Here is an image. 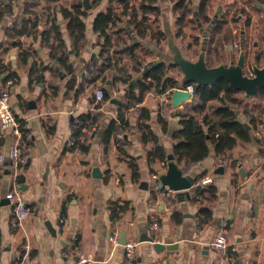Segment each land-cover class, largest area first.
<instances>
[{
    "label": "crops",
    "instance_id": "obj_1",
    "mask_svg": "<svg viewBox=\"0 0 264 264\" xmlns=\"http://www.w3.org/2000/svg\"><path fill=\"white\" fill-rule=\"evenodd\" d=\"M197 1L190 4L191 12L186 17L205 28L209 21L203 20L204 12H197ZM25 2L35 4L31 9L41 11L42 18L35 35L19 36V44L14 45L7 29L21 20ZM70 2L55 0L50 5L70 53L72 70L56 69L57 61L50 48L52 39H41L40 31L49 26L43 22L46 0H15L10 4L4 0L0 45L7 49H0V64L16 73L11 87L12 108L31 133L32 148L26 161L18 166L6 157L0 161V264H68L70 260L62 256V251L72 240L78 253L88 257L86 264H122L123 246L109 240L111 230L120 240H139L134 264H156L158 259L162 264H264V148L254 134L259 130L264 139V92L243 91V102L234 106L251 138H236L235 144L221 155L222 162L215 160L216 153L211 150L187 172L198 180L203 175L211 176V182L205 185L214 187V196L205 192L194 201L188 187L160 199L152 189L151 172L160 176L171 163L181 170L173 157L168 158L173 146L171 133L180 115L194 110L192 98L175 93V87L189 78L197 80L194 66L198 62L193 53L202 37L186 28V23L192 21L177 24L171 0H154L158 11L150 14L151 32L137 36L132 16L126 13L117 27L108 30L111 43L104 45L103 35L92 29L93 19L108 5L117 12L123 5L116 0H100L94 5L90 0H78L87 15L83 19V46L75 56L64 27L66 20L59 12L61 7L69 8ZM133 4L140 17L137 2ZM127 10L132 12L131 8ZM206 10L226 20L216 35H222L227 26L231 30L234 41L219 53L222 59L230 62L235 55L237 61L243 50L245 75L249 69L264 65V0H211ZM211 26L206 45L199 48L205 52V46L211 45L209 51L216 56L209 37ZM198 32L201 33L199 29ZM158 33L162 34L157 37ZM236 37L244 49L239 44L232 46ZM20 49L31 51L29 61L36 59L45 67L41 80L30 78L28 64L17 65ZM102 50L109 57L106 66H101ZM257 50L261 53L254 60ZM202 60L207 69L219 65ZM157 62L165 63V75L177 85L167 90L165 101L154 88L144 92L139 102L122 109L126 125L116 132L111 129L103 140L111 121L118 125L117 109L126 101L128 91L137 94L144 69ZM228 65L234 68L236 62ZM7 73H0V87ZM96 88L109 94V99L98 105L94 102ZM207 112L210 114V109ZM144 125L149 129L145 135L141 129H145ZM74 128L84 136V142L67 147ZM11 141L10 135L0 129V152L6 151ZM15 184L32 210L17 226L12 224V207L4 195ZM110 201L124 205L115 220L109 217ZM204 207L212 213L197 234L199 210ZM151 210L160 220L158 243L147 238V214ZM223 218L228 220V234L236 241V250L229 255L232 262L208 245Z\"/></svg>",
    "mask_w": 264,
    "mask_h": 264
},
{
    "label": "trees",
    "instance_id": "obj_2",
    "mask_svg": "<svg viewBox=\"0 0 264 264\" xmlns=\"http://www.w3.org/2000/svg\"><path fill=\"white\" fill-rule=\"evenodd\" d=\"M6 1L9 4L12 2V0ZM53 1L55 0H46V6L42 11L44 12L43 22L48 23L49 26L40 31L41 39L46 42H48L49 38L52 39L50 48L52 58H55L57 61V66H55L56 69L65 68L72 70L69 58L70 53H68L65 48L63 33L56 20L55 11L52 10L50 5ZM90 1L91 4L94 5L100 0ZM133 1L137 2L139 10L142 12L140 17H137ZM171 1L173 2L172 10L176 16V22L178 25H181L186 20L190 22L192 21L197 25V21H193V18L186 17L188 12H191L189 6L193 3V0ZM116 2L123 5L121 12L114 11V6L108 5L104 11H99L95 15L92 22L93 31L103 35L104 45H110L111 43L108 30L113 27H117L118 23L122 21L123 15L126 13H130L132 16L131 22L137 36L140 37L145 32L152 31L150 14L154 15L158 11L157 7L153 5L154 0H116ZM210 4L211 0L197 1L196 10L199 14L204 12V21L210 22L211 19H213V15L206 10V5ZM34 5L35 4L25 2L23 5L24 11L21 20L19 22L12 23L7 29V35L13 41L14 45L19 44V36L35 35L38 31L36 27L42 16L41 11L39 13L38 10L31 9ZM128 8H131L132 12H129L127 10ZM59 12L63 19L66 20L64 27L70 39L73 54L76 56L79 54L80 49L83 46L85 36V23L83 19L87 15V10L82 8L78 0H71L69 8L61 7ZM4 15L5 3L4 0H0V22L3 20ZM203 20L201 19V23ZM225 22L226 20L222 17V15L217 14V17L214 19L210 29L209 37L213 44L212 49L217 56L223 49L227 48V46L232 44L234 41L231 30L228 26L224 28L222 35L219 36L215 34V32ZM161 34L162 33H158L157 37ZM238 44L240 45V42ZM0 49L4 51L7 47L0 45ZM260 53L261 51L257 50L256 54H254V60H257L256 58ZM32 56L33 54L31 51L20 49L17 58V65L28 64L30 78L35 77L38 81L42 79V70L45 67H43L41 63L37 62L36 59L29 61ZM102 61L103 63L101 66L104 64V66H106V63L109 61L108 55H103ZM255 65L260 66L258 63H255ZM144 70L142 80H139L137 83L138 93L135 94L131 90L128 91L126 101L117 109V118L119 119V123H117L118 125H116L115 120L111 121L105 131L103 140L106 139V134L109 133L111 129H113V132H116L119 127L126 125L122 109H126L134 103L139 102L142 99L144 92L150 88H154L156 92L161 93L177 85V82L172 77L165 75L167 67L163 62L152 63ZM6 71H8V73L4 76L3 83L8 78H13L16 81V73L14 71H10L8 66L0 64V73L4 74ZM92 75L94 76L95 74L92 73ZM186 84H191L193 87L194 93L190 105L194 110V113H182L171 133V137L173 139L171 154L175 163L179 165L181 172L184 174H187L189 169L195 163L206 157L211 150H213L216 154L222 155L227 149L231 148L235 144L236 138L241 140H248L251 138L248 127H246V125L238 119L234 108V106L243 102L244 95L240 94L243 90L234 87L224 77H217L211 83H200L192 79L180 82V85ZM102 91L103 98L97 103V105L102 101L109 99L108 91L104 89H102ZM260 92H264V87L251 94H258ZM212 101H214V103ZM207 109H210L211 115L207 112ZM144 127L145 129L142 127L141 129L145 135L146 130L149 131V129H146V125H144ZM78 134L79 130L74 128L73 137L78 136ZM197 182L198 177L193 179L190 186L192 200L195 201L198 198L203 197L205 192H207L209 196H214L215 189L212 185H200ZM107 207L109 210V217L112 220H115L122 212L124 205L118 204L117 201H110ZM211 213L212 211L209 207L201 208L199 210V220L197 224L202 225L205 223V221H207V219L211 216Z\"/></svg>",
    "mask_w": 264,
    "mask_h": 264
},
{
    "label": "built area",
    "instance_id": "obj_3",
    "mask_svg": "<svg viewBox=\"0 0 264 264\" xmlns=\"http://www.w3.org/2000/svg\"><path fill=\"white\" fill-rule=\"evenodd\" d=\"M13 2V0H12ZM235 47H238V43H234ZM84 73H87V70H84ZM248 77L254 76L253 69L248 70ZM14 83L13 78H8L4 86L0 87V129L6 133H8L11 137V143L9 147L4 152H0V161L5 159V157L15 166H18L26 161L27 155L30 152L32 146V135L26 129L23 124V121L17 117L13 111L12 103H11V87ZM182 90L188 93L189 97L193 96V87L191 84L179 85L175 87V90ZM52 90L51 87L48 89ZM159 97L161 100L165 101L168 97V92L163 91L159 93ZM103 98V91L101 88L94 89V102L98 103ZM49 123V122H48ZM75 126H80V122ZM254 134L256 137L260 139L259 146L264 148V139L259 130H255ZM84 142V136L81 134L76 137H71L67 143V147L78 146ZM215 160L217 162H222L223 157L219 154H216ZM152 179V189L157 191V195L160 199L168 198L172 195L173 192L178 191L176 189H172L168 185H164L163 187H159V175L155 172H151ZM212 180L211 176L203 175L198 180V184L205 185L210 183ZM5 198L11 204L12 207V224L20 225L32 212L31 208L25 203L21 191L18 187V184L12 186L5 194ZM157 200V198H156ZM155 200V201H156ZM147 230L149 232L150 241L158 243V232L160 230V220L157 212L155 210H151L147 214ZM196 233H200L201 226H196ZM108 238L114 244H119V238L117 237V233L114 230L109 231ZM139 243L138 239L135 238H126L121 244L124 250V258L122 264H134V258L136 253V247ZM208 245H210L215 251H218L221 254L227 256V260L232 262V258L230 255L231 251L236 250V241L230 237L228 234V220L223 218L219 221L218 226L214 232L212 238L208 241ZM62 256L66 259H69L70 262L68 264H86L88 262V257L86 255L80 254L77 251V244L74 240H72L62 251ZM156 264H162V261L159 259L156 261Z\"/></svg>",
    "mask_w": 264,
    "mask_h": 264
},
{
    "label": "water",
    "instance_id": "obj_4",
    "mask_svg": "<svg viewBox=\"0 0 264 264\" xmlns=\"http://www.w3.org/2000/svg\"><path fill=\"white\" fill-rule=\"evenodd\" d=\"M219 10L220 9L218 8V11ZM217 14L218 13L214 14V17H216ZM213 22H214V18L211 19V21L208 23V25L205 28L202 27L200 23H198L199 30L203 33L202 47H203V44H205L207 41L208 30ZM241 48L243 49V45H241ZM244 57H245L244 52L241 50V52L239 53L238 59L236 61V65H235L236 67L234 68L230 66L227 69H223L220 67H214V68L207 69L201 64H196L194 66L195 67L194 71L196 72L197 80H194L192 78H189V79H192L200 83H211L217 77H224L234 87L241 89L247 93H253L254 91L264 87V65L261 67H256V69H253L254 76L248 77L242 72V68L244 64ZM175 93L188 95L187 92L179 90V89L176 90ZM111 101H114L116 103L119 102L117 99H114V98H112ZM171 157L172 155L169 154L168 158L171 159ZM192 182H193V178L188 174L186 175L182 174L181 170H178L176 165L173 163H171L168 166V169L164 174H161L159 176V187L160 188L163 187L164 185H168L172 189L182 190L184 188L190 187ZM147 238L149 239V237ZM123 241L124 240L119 239L120 243H122Z\"/></svg>",
    "mask_w": 264,
    "mask_h": 264
},
{
    "label": "rangeland",
    "instance_id": "obj_5",
    "mask_svg": "<svg viewBox=\"0 0 264 264\" xmlns=\"http://www.w3.org/2000/svg\"><path fill=\"white\" fill-rule=\"evenodd\" d=\"M238 7V6H237ZM237 7H236V9H237ZM223 11V10H222ZM215 12H213L212 13V15L214 14ZM216 14V13H215ZM217 17V16H216ZM199 22V21H198ZM194 24H195V27H194ZM202 26V25H201ZM202 27H204V25L202 26ZM186 28H189V32L190 33H198L199 34V36H201L202 38H200V39H202V41H203V33L201 34V33H199L198 32V29H199V27L198 26H196V23H194V22H192V23H186ZM207 40H208V37H207ZM235 41L237 42V43H239V39L236 37L235 38ZM202 43H200V42H198V43H196V45H197V51L195 52L194 51V53H193V58L195 59V60H197V64H201L202 65V62L204 63V61L202 60V58H205V59H207L208 60V63L209 64H213V65H215V64H219L218 65V67H220V68H223V69H227V68H229L230 66L228 65L231 61L232 62H236V60H234V58H235V55H233L232 56V58H231V60H230V62H228V60L227 59H222V57H220V55H216V56H214V54L213 53H211V51H209V49H211V45L209 46V45H207V47L205 46V52L203 51V49H200L199 47L200 46H202L201 45ZM204 45V44H203ZM205 45H206V43H205ZM233 46V45H232ZM235 47V46H234ZM202 50V51H201ZM224 50H226V48L224 49ZM210 52V53H209Z\"/></svg>",
    "mask_w": 264,
    "mask_h": 264
}]
</instances>
